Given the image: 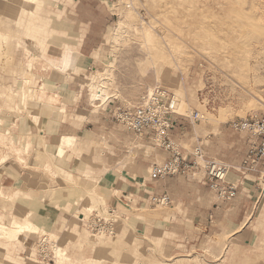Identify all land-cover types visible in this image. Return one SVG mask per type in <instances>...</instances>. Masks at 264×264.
<instances>
[{
  "label": "rangeland",
  "instance_id": "1",
  "mask_svg": "<svg viewBox=\"0 0 264 264\" xmlns=\"http://www.w3.org/2000/svg\"><path fill=\"white\" fill-rule=\"evenodd\" d=\"M102 1L113 17L94 54L93 69L86 70L88 61L64 68L70 74L67 77L74 75L72 81L84 88L88 108L83 111L80 140L72 145L73 138L63 139L59 152L69 148L82 167H104L108 156L118 154L128 168H134L136 152L131 143L143 135L123 128L116 112L120 107L138 106L157 89L174 97V116L187 120V130H183L187 151L183 153L171 138L180 155L200 149L205 159L226 165L218 153L237 140L247 139L253 148L255 140L235 125L264 120V0ZM8 2L17 9L0 0V102L6 113L8 102L18 103L12 112L22 119L39 114L40 102L46 100L47 91L39 88L40 76L34 72H40L39 62L47 60L57 36L68 35L64 34V3L74 0ZM64 56L76 62L69 53ZM47 61L54 66L52 59ZM8 127L0 121L1 134ZM14 128L21 134L18 130V135H12L13 146L26 151L30 145L24 123H15ZM4 141L0 147L6 148ZM152 143L163 148L157 140ZM122 148L128 152H121ZM3 156L0 150V160L8 161V155ZM42 156L46 162L53 161L45 150ZM151 168L145 177L163 180L152 176ZM55 174L60 178L49 179L52 185H41L43 201L34 200L29 210L16 201L12 205L0 201L4 209L15 211L13 224L0 218L5 235L0 246H31L29 259H14L8 253L0 264H264V236L248 247L233 245L227 236L184 232L170 236L171 226L184 230L191 224L182 219L172 222V200L167 206L155 205L150 197L158 194H153L148 207L116 210L110 207L99 180L91 179L88 171ZM176 177L201 182V176L192 173ZM47 182L44 176L43 183ZM33 188L37 186L27 187L31 198ZM58 210L68 214L60 224L55 221ZM30 222L38 227L37 233L18 232ZM157 230L165 233L156 234ZM57 250L63 254L58 259Z\"/></svg>",
  "mask_w": 264,
  "mask_h": 264
},
{
  "label": "crops",
  "instance_id": "2",
  "mask_svg": "<svg viewBox=\"0 0 264 264\" xmlns=\"http://www.w3.org/2000/svg\"><path fill=\"white\" fill-rule=\"evenodd\" d=\"M63 10L66 27L64 34L68 35H58L54 41L55 45L48 50L47 60L52 59L54 66L42 59L39 62L40 72H34V75L40 76L37 80L39 88L45 87L47 91L45 102H40V113L32 116L23 115L21 119V115L12 112L14 106L15 109L18 107V103L13 106L8 102L9 111L6 113L4 105L0 102V108H3L0 121L9 125L3 134L0 131V143L7 140L8 145L6 148L0 147L4 156L8 155V161L0 160V194L4 196L0 201H5L8 205L16 201L23 209L29 210L34 200L43 201L42 196L45 192L41 185L47 186L48 183L52 185L51 181L54 178H60L55 174L56 171L61 173L70 171L72 174L88 171L91 179L99 180V184L109 196L110 207L116 210L120 208L141 210L148 207L149 196L168 194L172 200L169 206V217L172 222L176 224L177 220L182 219L186 223H191L184 230L178 225L171 226L168 230L170 236H178L183 232L227 236L233 245L243 247H248L254 239L264 236V162L254 170L244 167L250 150V144L246 143L247 139L237 140L224 152L218 153V158L231 168L230 182L237 189L235 197L231 200L221 199L208 185L191 178L169 177L156 181L146 178L145 173L149 167L171 158V153L164 148L154 147L152 137L147 134L138 137L135 144L131 143V150L136 152L134 158L136 163L132 169L128 168L127 162L118 154L108 156L105 159L108 165L104 167L97 165L82 167L76 160V154L69 148L62 147L63 152H59L63 139L73 138L72 145L75 140L76 142L80 140L85 123L82 122V118L85 117L83 111L88 108L84 88H81L78 82L72 81V78L76 79L74 75L71 74L72 78L67 77L70 74L65 73L62 59L69 53L76 59V66L88 61L86 70H92L94 54L102 44L113 17L108 5L102 0L65 2ZM50 98L54 100L50 101ZM173 120L171 138L184 153L187 151L184 148L187 136L183 130H187L185 129L187 120L176 116ZM22 122L27 135L26 144L30 145L26 151L18 150L10 140L19 130L14 128V124ZM20 132L19 130L18 134H21ZM44 150L52 156L51 163L43 159ZM120 150L128 152L127 148ZM46 171L48 173H45ZM44 176L48 179L47 183H43ZM28 186H37V189L33 188V198L26 195L27 191L29 192ZM67 216L63 210H58L55 221L60 224ZM0 218H5L13 224L15 211L13 208L4 209L0 203ZM157 233L162 235L165 232L157 230ZM30 249L31 246L28 244H12L8 248L0 246V263L5 261L8 253L14 259H17V256L21 260L29 259Z\"/></svg>",
  "mask_w": 264,
  "mask_h": 264
},
{
  "label": "built area",
  "instance_id": "3",
  "mask_svg": "<svg viewBox=\"0 0 264 264\" xmlns=\"http://www.w3.org/2000/svg\"><path fill=\"white\" fill-rule=\"evenodd\" d=\"M174 102V97L167 91L157 89L145 95L136 107H120L116 112V119L128 132L150 135L171 153V158L165 163L152 166V176L165 179L189 176L192 173L201 176V182L208 185L210 190L216 192L221 199H233L237 189L228 180L231 172L229 166L205 159L200 149L185 157L178 152L170 137L174 126ZM235 128L248 132L255 140L244 162L246 168L254 170L264 160V120L243 121L236 124ZM150 201L155 205L167 206L171 203V198L168 195H154L150 197Z\"/></svg>",
  "mask_w": 264,
  "mask_h": 264
},
{
  "label": "bare ground",
  "instance_id": "4",
  "mask_svg": "<svg viewBox=\"0 0 264 264\" xmlns=\"http://www.w3.org/2000/svg\"><path fill=\"white\" fill-rule=\"evenodd\" d=\"M7 4H8V6H9V8L10 9H12L13 11H15L16 9H17V6H16V4L15 3H13V2H8V0H4ZM27 1H33V0H27ZM203 31V30H202ZM227 31V30H226ZM225 32V31H224ZM235 34V33H234ZM200 41V40H199ZM203 44V43H202ZM63 61H62V66H63V68H67V69H69V68H72V67H74V61H73V59L71 58V57H69V56H64L63 57V59H62ZM151 93V92H150ZM169 160V159H168ZM37 230H38V227L36 226V225H34L32 222H30V223H26V224H24V225H22L20 228H19V230H18V232H32V233H37ZM5 237V235H4V233L2 232V230H0V240H2L3 238ZM57 252V259L58 258H61V256L63 255V254H61L60 252L61 251H56ZM58 262V261H57ZM56 263V262H55ZM57 264V263H56Z\"/></svg>",
  "mask_w": 264,
  "mask_h": 264
}]
</instances>
